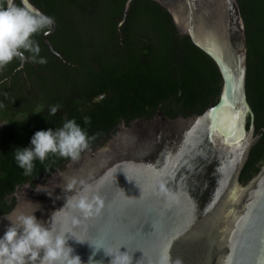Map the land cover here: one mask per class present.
<instances>
[{
    "label": "water",
    "instance_id": "95a60500",
    "mask_svg": "<svg viewBox=\"0 0 264 264\" xmlns=\"http://www.w3.org/2000/svg\"><path fill=\"white\" fill-rule=\"evenodd\" d=\"M152 1L214 62L221 78L216 103L199 115L169 118L157 111L151 119L121 123L100 147L44 182L16 189L13 209L30 214L40 206L37 219L87 240H68L82 264H109L103 249L92 256L90 243L109 250L124 245L120 251H128L133 264H160L162 258L167 264H264V164L247 183L239 181L258 135L245 90L247 42L238 1ZM53 31L54 24L41 38L59 57L47 38ZM161 176L170 203L154 194ZM71 178L94 186L103 200L100 214L84 220L63 208L72 194L63 188ZM4 215L0 236L9 223ZM73 218L80 222L73 224Z\"/></svg>",
    "mask_w": 264,
    "mask_h": 264
},
{
    "label": "trees",
    "instance_id": "16d2710c",
    "mask_svg": "<svg viewBox=\"0 0 264 264\" xmlns=\"http://www.w3.org/2000/svg\"><path fill=\"white\" fill-rule=\"evenodd\" d=\"M29 1L54 19L47 38L59 57L43 43L44 31L33 39L46 63L26 60L20 67L14 60L0 70V215L14 208L16 189L44 182L70 161L50 155L25 176L14 150L28 147L36 131L75 119L91 137L86 152L110 139L121 123L148 120L157 111L169 118L199 115L216 103L221 87L214 62L152 0H131L121 24L126 0ZM237 1L247 42L245 90L258 135L239 175L245 184L264 164V0ZM56 104L61 108L50 115ZM39 105L42 112L34 113Z\"/></svg>",
    "mask_w": 264,
    "mask_h": 264
},
{
    "label": "clouds",
    "instance_id": "9594fccd",
    "mask_svg": "<svg viewBox=\"0 0 264 264\" xmlns=\"http://www.w3.org/2000/svg\"><path fill=\"white\" fill-rule=\"evenodd\" d=\"M53 24L52 17L29 6L27 0H21L20 5L15 0H0V70L14 60L21 63L26 60L46 63V59L40 56L41 49L33 37L50 30ZM0 107L3 105L0 104ZM60 108L59 104L50 106L49 114L55 115ZM42 110L43 105H39L34 113H41ZM84 123L89 124L90 118L84 117ZM90 139L87 131L75 119H68L58 129L36 131L28 147L14 150V159L23 174L30 176L35 167L34 162L43 164L50 155L78 160L81 153L89 148ZM63 190L72 193L66 197L63 208L78 212L84 220L100 214L103 200L91 183L84 179L71 178ZM154 194L166 202H171V194L162 176L157 179ZM39 207L30 214L13 209L4 215L3 219L9 223L0 236V264H82L80 256L74 254L68 240L72 238L77 243L87 240L77 239L71 231L57 230L53 224L37 219L34 213ZM79 222L73 218V224ZM90 245L94 249L92 256L103 249L105 255L110 257L109 264H133L132 255L128 251H120L124 245L114 250L106 249L103 244ZM92 256L89 257V262L93 261ZM160 264H167V259L162 258Z\"/></svg>",
    "mask_w": 264,
    "mask_h": 264
}]
</instances>
